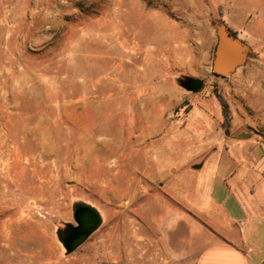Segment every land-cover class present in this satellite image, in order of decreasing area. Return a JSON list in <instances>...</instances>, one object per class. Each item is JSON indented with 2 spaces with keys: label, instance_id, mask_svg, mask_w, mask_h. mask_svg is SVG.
I'll list each match as a JSON object with an SVG mask.
<instances>
[{
  "label": "rangeland",
  "instance_id": "obj_1",
  "mask_svg": "<svg viewBox=\"0 0 264 264\" xmlns=\"http://www.w3.org/2000/svg\"><path fill=\"white\" fill-rule=\"evenodd\" d=\"M218 20L250 48L237 78L212 71ZM186 76L204 82L198 96ZM215 85L264 145V0H0V264H98L96 231L71 254L57 235L75 203L115 226L142 169L193 158L152 152L245 137L171 135Z\"/></svg>",
  "mask_w": 264,
  "mask_h": 264
},
{
  "label": "crops",
  "instance_id": "obj_2",
  "mask_svg": "<svg viewBox=\"0 0 264 264\" xmlns=\"http://www.w3.org/2000/svg\"><path fill=\"white\" fill-rule=\"evenodd\" d=\"M254 91L262 100L263 87ZM195 99L184 127L171 135L245 137L227 136L215 147L152 152L193 158L188 164L157 159L142 169L139 192L125 212L117 211L127 220L96 229L98 264H117L120 256L123 264H264V145L238 123L225 132L216 98ZM202 154L209 158L198 167L194 157ZM137 201L146 204L140 213L133 207ZM152 203L165 210L155 218L147 206Z\"/></svg>",
  "mask_w": 264,
  "mask_h": 264
},
{
  "label": "water",
  "instance_id": "obj_3",
  "mask_svg": "<svg viewBox=\"0 0 264 264\" xmlns=\"http://www.w3.org/2000/svg\"><path fill=\"white\" fill-rule=\"evenodd\" d=\"M214 27L218 42L212 71L221 77H230L236 69L246 65L250 57V48L224 21H214ZM178 82L185 90L193 93L201 91L204 87V82L201 79L189 76L178 79ZM80 215L85 216V219L90 223L81 227L67 223L64 229H59L57 232L68 254L80 248L102 225V217L99 211L87 203L77 202L73 205L74 220Z\"/></svg>",
  "mask_w": 264,
  "mask_h": 264
},
{
  "label": "trees",
  "instance_id": "obj_4",
  "mask_svg": "<svg viewBox=\"0 0 264 264\" xmlns=\"http://www.w3.org/2000/svg\"><path fill=\"white\" fill-rule=\"evenodd\" d=\"M218 21H221V20H218ZM215 76L221 77L217 74H215ZM214 94L222 107L223 127L227 130H230L232 127V121H233V114H232L230 103L228 99L220 92L217 85H215Z\"/></svg>",
  "mask_w": 264,
  "mask_h": 264
},
{
  "label": "flooded vegetation",
  "instance_id": "obj_5",
  "mask_svg": "<svg viewBox=\"0 0 264 264\" xmlns=\"http://www.w3.org/2000/svg\"><path fill=\"white\" fill-rule=\"evenodd\" d=\"M74 221H75V223L73 225L79 226V227L83 226L84 224L90 223V221H87L85 219V216H81V215L78 216L77 219Z\"/></svg>",
  "mask_w": 264,
  "mask_h": 264
}]
</instances>
